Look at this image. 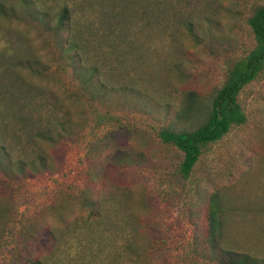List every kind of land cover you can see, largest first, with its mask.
I'll list each match as a JSON object with an SVG mask.
<instances>
[{
    "label": "rangeland",
    "instance_id": "1",
    "mask_svg": "<svg viewBox=\"0 0 264 264\" xmlns=\"http://www.w3.org/2000/svg\"><path fill=\"white\" fill-rule=\"evenodd\" d=\"M23 1L0 0V264L264 263V72L188 179L157 136L252 50L264 0Z\"/></svg>",
    "mask_w": 264,
    "mask_h": 264
},
{
    "label": "trees",
    "instance_id": "2",
    "mask_svg": "<svg viewBox=\"0 0 264 264\" xmlns=\"http://www.w3.org/2000/svg\"><path fill=\"white\" fill-rule=\"evenodd\" d=\"M27 1L23 2L27 4ZM0 12L6 13L1 3ZM67 15L68 10L65 9L59 19L58 30L63 27ZM247 23L253 33L254 47L246 56L232 62L224 84L207 99L194 91L185 93L186 108L183 112L191 114L190 119L194 118L190 128L178 129L171 124L158 130L157 136L162 144L172 146L183 154L179 173L184 179L190 177L206 147L220 141L233 127L242 126L247 122L238 98L242 90L264 72V6L257 7ZM23 57L19 55L12 61L17 64L16 60ZM223 214L220 199L215 195L208 209V237L214 250L230 255L228 250L219 245L224 237ZM234 260L236 259L227 258L226 261H220L223 264H264L255 258L249 261L245 256L243 259H237V262Z\"/></svg>",
    "mask_w": 264,
    "mask_h": 264
}]
</instances>
